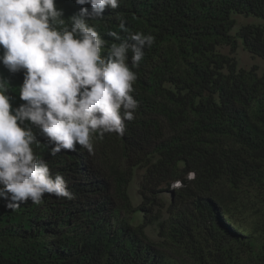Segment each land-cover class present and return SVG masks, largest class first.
Listing matches in <instances>:
<instances>
[{"label": "trees", "instance_id": "trees-1", "mask_svg": "<svg viewBox=\"0 0 264 264\" xmlns=\"http://www.w3.org/2000/svg\"><path fill=\"white\" fill-rule=\"evenodd\" d=\"M56 5L65 23L55 26L70 28L81 6ZM236 14L261 22L232 35ZM86 22L106 42L102 55L113 42L134 43L129 33L155 37L138 67L128 53L135 118L122 136L95 135L91 153L77 144L55 156L33 126L34 152L64 177L73 199L45 194L13 211L0 198V264H264V69L238 67L219 50L233 53L240 38L264 61V0H120ZM0 77L18 106L22 72L0 64ZM136 168L144 169L142 200L133 206Z\"/></svg>", "mask_w": 264, "mask_h": 264}, {"label": "clouds", "instance_id": "clouds-1", "mask_svg": "<svg viewBox=\"0 0 264 264\" xmlns=\"http://www.w3.org/2000/svg\"><path fill=\"white\" fill-rule=\"evenodd\" d=\"M75 3L81 7L71 15V27L58 28L55 24L65 22L56 0H0V64L23 74V102L15 107L7 94L9 82L0 77V198L13 211L29 200L41 203L45 194L73 199L64 177L53 176L34 152L40 141L33 126L50 142L51 156L75 151L77 144L91 153L95 135L122 136L138 108L131 95L137 79L131 67L139 66L155 37L129 33L134 43L113 42L102 55L106 42L86 18L101 17L120 0ZM119 28L127 31L123 21ZM109 35L119 39L116 31Z\"/></svg>", "mask_w": 264, "mask_h": 264}, {"label": "rangeland", "instance_id": "rangeland-1", "mask_svg": "<svg viewBox=\"0 0 264 264\" xmlns=\"http://www.w3.org/2000/svg\"><path fill=\"white\" fill-rule=\"evenodd\" d=\"M234 19H235V25L231 29L232 35H236L239 27L244 25V24L261 22L256 17H253V16L246 17L243 15H237V14L234 15ZM219 50L225 54H230L231 56H233L237 61L238 67L249 69L250 67L255 65V66H257V72L259 74L264 69V61L260 57L254 56L250 52H248L246 49H244L242 41L240 38H237V46H236V49L233 53H231L230 46H228V45H221L219 47ZM143 173H144L143 168H136L134 170L132 179H131L129 187H128V194L130 196L131 203L133 206L138 205L142 200V197L139 194V186H140V182L142 181ZM178 185H180V184H177V186ZM175 188H177V187H175ZM160 196H161L162 201H164L165 203H168L169 198H170V194L168 192H162L160 194ZM131 221L135 225L141 223L142 214L141 213L133 214V216L131 217ZM145 231L147 232V234L152 239L157 240L156 232H155L153 227H146Z\"/></svg>", "mask_w": 264, "mask_h": 264}, {"label": "built area", "instance_id": "built-area-1", "mask_svg": "<svg viewBox=\"0 0 264 264\" xmlns=\"http://www.w3.org/2000/svg\"><path fill=\"white\" fill-rule=\"evenodd\" d=\"M177 184H180V183L178 181L173 182L172 187H178L179 185L177 186Z\"/></svg>", "mask_w": 264, "mask_h": 264}]
</instances>
